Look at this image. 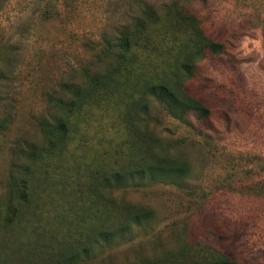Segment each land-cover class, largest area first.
<instances>
[{
    "label": "rangeland",
    "instance_id": "1",
    "mask_svg": "<svg viewBox=\"0 0 264 264\" xmlns=\"http://www.w3.org/2000/svg\"><path fill=\"white\" fill-rule=\"evenodd\" d=\"M194 26L222 45L180 73L206 116L178 118L153 97L127 106L143 80L176 71ZM125 60L112 94L93 95L65 146L49 151L43 128L64 116L61 103ZM116 81L130 88L116 92ZM163 158L180 170L107 186V224L125 220L121 206L149 214L77 264H205L218 254L264 264V0H0V258L33 264L42 229L55 244L84 240L104 221L100 176ZM29 172V209L5 228L2 211L17 207L10 193Z\"/></svg>",
    "mask_w": 264,
    "mask_h": 264
},
{
    "label": "trees",
    "instance_id": "2",
    "mask_svg": "<svg viewBox=\"0 0 264 264\" xmlns=\"http://www.w3.org/2000/svg\"><path fill=\"white\" fill-rule=\"evenodd\" d=\"M194 33V42L192 45L189 43H184V45L179 46L180 52L183 54V61L179 62L175 60L176 71H172L170 75H163V78L159 79L157 83H152L151 80H143V85L141 90L138 92L139 96L137 99H132V95L129 97V103L127 106L131 105L137 109H143L147 107L149 97L155 98L156 101L163 102L164 108L168 109L171 114L175 115L178 118H183L185 112L192 111L197 112L198 115L205 117L207 114V109L195 98L191 97L184 88V80L182 79V74L185 73L190 75L191 70L194 66L195 58L198 56L204 55L205 51H210L211 53L218 52L222 48L217 42H214L208 39L202 32L200 28L192 30ZM128 60H125L123 64L113 72L108 75L100 78L95 85L80 90L77 94L73 93V99L65 103H61L62 109L65 111L64 116L59 120V122L53 127L43 128V133L48 140V150H54L58 147H64L67 140L70 138V127H71V117L75 112L81 110L82 106L86 104L88 100L92 98L93 95H102L103 91L108 94H112L109 87L110 81L114 80V76L122 72H127ZM191 76V75H190ZM117 80V79H115ZM116 86L114 87L115 91L118 92L127 88L129 85L127 81L120 82L116 81ZM124 87V88H123ZM120 88V89H119ZM129 92V91H126ZM101 93V94H100ZM132 99V101H131ZM178 114L177 115V112ZM127 116V115H126ZM128 117L127 119H131ZM133 120V118L131 119ZM43 149L38 153H34L29 156L31 163H33L36 157L39 154H42ZM29 171V168L27 169ZM178 165L173 163L168 159H155L152 163H147V161L137 162L135 165L132 164L131 168H124L120 171H116L109 175H101V179L98 182V195L99 200L95 201V204L103 206V211H100L105 217L104 221L101 222L98 226L91 229L90 234L85 235L84 240L76 239L75 237H69L68 240L64 239L58 244H55L57 240L56 234H52L50 239H44L45 231L42 229L39 232H35L37 239L35 244L31 245V252L33 255V264H77L81 257L88 258V256L94 251L96 247H102L104 244H110L113 239L119 238L122 236L128 227L135 223L138 225L140 223V218L149 214V211H146L142 208L134 206H121L120 210L122 214V219H125L123 222H120V226L116 229L111 225L107 224L108 220L112 216L113 209L109 208L111 205L107 203L106 198L103 196L104 191L112 185V182L126 183L132 179H145L149 178L150 180L155 179L156 176H159L158 173H170L179 171ZM184 169H182L183 171ZM95 176V175H94ZM30 172L25 175L24 178L20 181V187L18 188L17 193L11 191L10 195L13 197L17 195V207H12L8 205L7 212L5 215H1L3 221V226L9 228L10 223L13 218L18 217L19 214L26 212L29 209V204L31 203L32 190L29 186ZM95 178H92V182ZM14 198V197H13ZM100 201L104 203H100ZM75 204L77 201H74ZM98 202V203H97ZM102 204V205H101ZM109 208V210H108ZM72 210V209H71ZM99 212V210H98ZM74 212H71V214ZM76 214V213H75ZM63 222L67 223V220L63 219ZM69 223V222H68ZM71 235V232H68ZM78 236H80L78 234ZM82 236V235H81ZM58 247H57V246ZM29 252V254L31 253ZM25 256V255H24ZM22 254H18L19 260H23L24 257ZM22 258V259H21ZM233 261L231 258L227 257L224 254H218L210 257L209 261H206L205 264H232ZM0 264H14L11 261H8V258H0Z\"/></svg>",
    "mask_w": 264,
    "mask_h": 264
}]
</instances>
